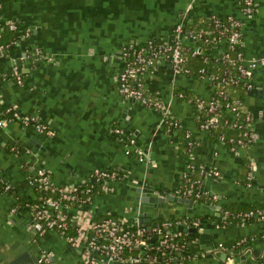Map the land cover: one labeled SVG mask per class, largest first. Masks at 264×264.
I'll return each instance as SVG.
<instances>
[{
    "label": "crops",
    "instance_id": "crops-1",
    "mask_svg": "<svg viewBox=\"0 0 264 264\" xmlns=\"http://www.w3.org/2000/svg\"><path fill=\"white\" fill-rule=\"evenodd\" d=\"M241 0H2L3 19L29 28L31 35L16 48L22 57L34 48L49 59L21 61L22 84L0 79V109H17L35 115L53 131L39 135L32 126L11 122L0 129V264L24 251L47 254L45 264H111L99 252L71 245L53 230L35 226L25 203H37L41 192L30 177L41 167L53 186H77L95 169H111L120 179L97 187L85 204L72 206L73 221L89 223L105 216L135 224L136 187H149L176 196L159 209L146 208L155 224L188 216L197 217L196 233L183 232L189 241V259L182 263L151 264H257L264 261V221L224 223L223 211L264 205V0H253L255 11L244 14ZM191 8L186 12L187 6ZM232 13L242 22L245 51L257 60L253 89L242 98L252 118L251 145L240 155L220 145L216 137L200 130L197 112L188 97L206 96L209 87L198 77L200 66L189 57L191 74L175 73L161 61L146 77V89L157 93L178 126L169 130L161 114L118 89L116 74L122 69L121 47L168 37L181 20L196 23L210 14ZM190 44V43H189ZM27 56V55H26ZM25 56V57H26ZM10 62L0 58V73L9 75ZM182 94L180 97L178 94ZM118 127L135 141L128 153L123 139L110 129ZM193 146L188 149L184 133ZM227 134H232L228 131ZM140 157H144L140 159ZM188 165L212 168L217 177L201 179L203 191L215 201L194 202L192 207L176 200L181 174ZM252 169V179L247 172ZM191 178H199L197 173ZM184 198V197H182ZM187 199V198H186ZM15 208V212L11 210ZM222 244L224 250L218 249ZM243 249V259L238 256ZM130 264V263H128Z\"/></svg>",
    "mask_w": 264,
    "mask_h": 264
},
{
    "label": "built area",
    "instance_id": "built-area-1",
    "mask_svg": "<svg viewBox=\"0 0 264 264\" xmlns=\"http://www.w3.org/2000/svg\"><path fill=\"white\" fill-rule=\"evenodd\" d=\"M1 2L2 0L0 9ZM191 7L189 4L186 12ZM240 9L244 14H252L255 11V4L253 0H241ZM207 18L210 19V27L206 29L198 31L187 29L186 25L192 23L181 20L168 37L124 44L121 47L122 69L116 74L118 89L127 99L138 101L158 111L162 117V124L169 125V130L173 131L178 124L159 95L147 91L146 77L154 74L156 65L166 60L175 73L191 74L187 67L189 57L202 54L203 65L199 68L198 77L207 83L209 93L206 96H190L187 100L197 112L200 130L213 134L220 145L231 153L240 155L241 151L251 145L252 118L243 98L232 96L228 87L240 85L244 94L250 92L253 89L252 74L257 66V60L246 54L240 18L232 13L225 16L213 13ZM6 30L16 35L11 41L15 45V50L31 35L29 28L21 27L16 21L3 19L0 13V36ZM203 44H208V47H202ZM15 50L5 52L0 45V58L7 57L10 62L9 75L0 73V79L9 78L20 85L24 76L21 69L22 60L29 58L34 63L40 59L47 60L49 57L38 48L27 51V56L22 57L15 56ZM178 95L183 96L180 93ZM11 122L32 126L39 135L54 134L35 115H24L17 109L9 107L0 109V129L6 128ZM110 131L123 139L127 148L125 152L128 153L135 140L127 136L121 128L111 127ZM228 131L232 134H227ZM184 138L188 149H191L193 139L190 133L186 131ZM192 173H197L199 178L191 179ZM217 176L218 172L212 168L188 165L180 176L181 184L177 193L193 202L215 201V195L203 191L201 179ZM247 178L252 179V169L248 171ZM119 179L120 176L115 170L95 169L77 186L57 187L49 183L47 173L39 167L28 182L39 191L44 190L46 195L42 194L37 203L28 202L25 205L32 211L34 222L41 230L56 231L71 245L82 243L86 252L90 255L99 252L106 263L186 262L189 259L188 253L175 242L181 233L178 227L198 230L201 227L199 219L185 216L180 219L163 220L160 224L146 225L130 224L125 220L113 219L109 215L89 223L70 219L68 209L88 202L95 186L106 188ZM0 181L2 189L13 194L9 182L2 179ZM15 210L13 208L11 213ZM231 216L232 219H229ZM222 220L224 223L235 224H244L251 220L264 221V209H249L236 215L224 210ZM154 236L157 238L151 242ZM217 248L225 249L222 244ZM42 256L39 262H49L50 258L46 253ZM89 260L91 264H95L93 256ZM257 264H264V261L259 260Z\"/></svg>",
    "mask_w": 264,
    "mask_h": 264
},
{
    "label": "water",
    "instance_id": "water-1",
    "mask_svg": "<svg viewBox=\"0 0 264 264\" xmlns=\"http://www.w3.org/2000/svg\"><path fill=\"white\" fill-rule=\"evenodd\" d=\"M136 196H135V204L134 209L136 210L137 216L133 218V221L138 225H146L151 223V217H147V213L145 211L146 208H152V209H159L161 205L164 202L168 201H174L176 196H174L173 193L170 195L167 194H161L158 191H155L149 187H136ZM176 200L181 201L182 203H187L189 207H192L194 205V202L190 199L186 198H177ZM38 228H40L39 225H36ZM178 231L180 232H190V233H196V228H187V227H178ZM156 236H154L151 239V242H154L156 240ZM247 249H243L242 252L236 256L235 260L239 261L240 259H243L244 255L247 252ZM43 256H37L33 254L31 251H24L21 254H19L17 257L12 259L7 264H45L43 262H39L40 259H42ZM111 264H128V263H121V262H110ZM141 264H151V263H141Z\"/></svg>",
    "mask_w": 264,
    "mask_h": 264
},
{
    "label": "trees",
    "instance_id": "trees-1",
    "mask_svg": "<svg viewBox=\"0 0 264 264\" xmlns=\"http://www.w3.org/2000/svg\"><path fill=\"white\" fill-rule=\"evenodd\" d=\"M199 19L200 20L196 21V23H192V24L186 25V28L190 29V30L198 31L200 29H206V28L210 27V25H209L210 19H208L207 17H202V18H199ZM15 38H16L15 33L10 31V30H6V31H4L1 34V36H0V45L3 47L5 52H9L10 53V52L15 50V45L11 43V41L13 39H15ZM202 47L206 48V47H208V44H203ZM191 58H193V60H196V62H198V66L201 67L203 65V61H202L203 60V56H202V54H198L196 57H191ZM228 91H229V93L232 96H236V97H242V94H243V89H242V87L240 85L230 86V87H228ZM191 179H194V178H191ZM97 187H99V186H95L93 188V192H92L91 195H93V193H94V191L96 190ZM40 192H41V194L46 195L44 190H42ZM255 208L264 209V205L263 206H251V207H248L245 210H236V211L235 210H231V209H226V210H228L231 213V215H236L238 212H243V211H246V210H249V209H255ZM190 219H198V218L197 217H193V218H190ZM229 219H232V216ZM250 222H256V220H251ZM160 223H161V221L158 222V224H160ZM175 242H177L180 246H182L183 250H185V253H187V250H189V246H188V242L189 241L185 238V233H183V232L179 233V237L176 239Z\"/></svg>",
    "mask_w": 264,
    "mask_h": 264
}]
</instances>
